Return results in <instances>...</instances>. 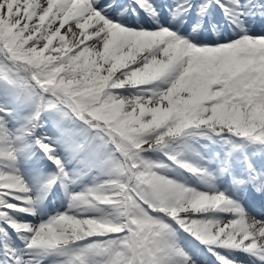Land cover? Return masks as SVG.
<instances>
[{
	"label": "snow or ice",
	"instance_id": "1",
	"mask_svg": "<svg viewBox=\"0 0 264 264\" xmlns=\"http://www.w3.org/2000/svg\"><path fill=\"white\" fill-rule=\"evenodd\" d=\"M258 24L264 0H0V264H264Z\"/></svg>",
	"mask_w": 264,
	"mask_h": 264
},
{
	"label": "bare ground",
	"instance_id": "2",
	"mask_svg": "<svg viewBox=\"0 0 264 264\" xmlns=\"http://www.w3.org/2000/svg\"><path fill=\"white\" fill-rule=\"evenodd\" d=\"M258 26L264 28V25H258ZM259 202H260V201H259ZM249 203L252 204L250 201H249ZM263 204H264V203H263ZM258 212L260 213V216H264V215H263V213H264V207H262L261 209H259ZM242 256H243V255H242ZM208 260H210V259H208ZM205 262L208 263V264H210V261H205ZM246 262H248V261H246Z\"/></svg>",
	"mask_w": 264,
	"mask_h": 264
},
{
	"label": "rangeland",
	"instance_id": "3",
	"mask_svg": "<svg viewBox=\"0 0 264 264\" xmlns=\"http://www.w3.org/2000/svg\"><path fill=\"white\" fill-rule=\"evenodd\" d=\"M128 90H125V94H127ZM187 179H193L192 177H187ZM194 180V179H193ZM199 187H203L202 185H199Z\"/></svg>",
	"mask_w": 264,
	"mask_h": 264
}]
</instances>
